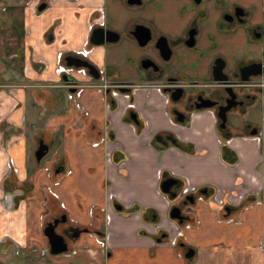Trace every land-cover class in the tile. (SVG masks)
I'll use <instances>...</instances> for the list:
<instances>
[{
  "label": "crops",
  "instance_id": "0c3cea01",
  "mask_svg": "<svg viewBox=\"0 0 264 264\" xmlns=\"http://www.w3.org/2000/svg\"><path fill=\"white\" fill-rule=\"evenodd\" d=\"M103 2L51 0L35 14L31 3L0 0V264H264L263 98L233 110L224 129L212 108L176 121L173 103L152 85L105 100L84 86L74 107L53 72L56 54L82 46ZM257 7L264 16V0ZM253 24L247 29L257 35L247 38L262 40L264 23ZM232 36L218 39L227 68L264 62L263 43L258 58L229 64ZM89 44L86 59L112 79L141 80L118 70L117 58L104 63L103 45ZM39 142L46 152L37 161ZM166 178L177 181L174 196L160 190ZM183 189L192 202H182ZM171 205L183 222L169 217ZM61 215L87 232L50 254L42 223ZM39 246L45 258L30 254ZM185 248L193 250L188 259Z\"/></svg>",
  "mask_w": 264,
  "mask_h": 264
},
{
  "label": "flooded vegetation",
  "instance_id": "af4514ba",
  "mask_svg": "<svg viewBox=\"0 0 264 264\" xmlns=\"http://www.w3.org/2000/svg\"><path fill=\"white\" fill-rule=\"evenodd\" d=\"M26 1L28 2L26 4H32L35 14H40L51 3V0ZM120 1L121 4L128 7L148 6L149 8L148 3L152 0H139V3L131 4H127L126 0ZM41 3H44V7L41 10H37V7ZM157 3L158 6L160 5V10L164 16V19L159 20L161 23L154 21L157 20L155 18L130 17L122 32L106 26L105 14L102 7L98 6L96 8V13L99 15L98 19L95 17L92 22L88 23L92 26L88 30L87 40L85 41L86 47L91 43L89 39L91 30L95 27H100L117 33L118 38L113 43L119 42L121 38L127 39L128 41H132L140 51H143L137 57L135 65L136 73L139 74L143 84L138 83L140 84L138 85L134 84V82H121L117 80H115V82H109L111 84L128 85L119 86L118 94L123 95L124 92L130 94L131 86L135 89L137 86H148V84L151 85L150 83H153L152 85L155 84L157 89L165 93L170 102L173 103L174 106L171 109V113L174 117V110L184 115V113H187L189 109L194 108V106L202 99L213 101L214 105L210 108L216 111L217 105L225 103L226 93L223 91L224 85L212 82L211 67L214 65V61H217V63L223 62L221 71L228 75V85L238 82V72L240 67L251 62H258L249 61L237 64L232 68H227V63L221 52L222 44H219L218 42L219 38L222 39L229 36V34L234 35L241 24H244L245 26L248 14L245 13L241 7L235 5L229 6L224 1L157 0ZM237 8L241 9L240 15V10ZM169 10H172V13L176 15L169 18L167 16ZM145 14H147V9ZM164 22H167V26L169 25V28H166L167 30L163 27ZM138 25L146 28L149 36L146 42L141 46L137 44L133 37V33L140 34V29H136V26ZM256 34L257 31L253 28L252 35L255 36ZM103 44H96V46ZM157 44L160 46L159 48H157ZM73 50L78 49H72L68 52L61 53L62 63L65 64L64 56L68 54L87 60V56L83 57L81 55H75L72 52ZM142 62H144L145 67L140 66ZM198 66H200V68ZM95 68L97 73L98 69H101L97 66H95ZM190 70L198 72V75L190 73ZM102 73L104 74L103 70ZM93 79H99V73L98 77ZM260 79V76L249 77L247 83L240 82V84L237 85L238 88L235 97L236 105L231 108L230 111L241 108L246 101L253 102L254 99L259 96V91L261 90L259 86ZM246 86L249 88H245ZM175 88H180L181 93L175 101H172L170 99L171 92ZM121 89L122 91H120ZM166 89L170 90L167 92L165 91ZM175 93H178V90H176ZM175 93L172 94L174 95ZM187 195L190 194H186L183 197L182 202L184 204L187 202L185 198ZM59 217L60 216L53 217L48 221ZM66 227H68V225H65V222H58L55 226V231L60 234ZM159 234L162 235L164 233L161 232ZM66 239L67 238L65 237V240Z\"/></svg>",
  "mask_w": 264,
  "mask_h": 264
},
{
  "label": "water",
  "instance_id": "95a60500",
  "mask_svg": "<svg viewBox=\"0 0 264 264\" xmlns=\"http://www.w3.org/2000/svg\"><path fill=\"white\" fill-rule=\"evenodd\" d=\"M127 4L131 3H139V0H126ZM44 7V3H41L37 10H41ZM239 15L241 13V9ZM136 29H140V34L133 33V37L136 40L137 44L140 46L143 45L146 40L148 39V30L144 28L141 25L136 26ZM257 35V34H256ZM255 35V36H256ZM118 35L116 32L109 30V29H103L100 27H95L91 30L90 35V42L92 44H103V43H113L117 40ZM160 46L157 44V48ZM65 65H72L74 67H82L87 70V73L92 76L93 78L98 77L97 70L93 64L88 62L85 59L79 58L77 56L73 55H65L64 56ZM222 63H217V61H214V65L211 67V77L212 82L216 84H221L223 86V91L226 93L225 103L222 105L216 106L215 114L217 118L219 119L218 126L220 128H225L227 115L231 114L230 111L231 108H233L236 105L235 97H236V91H237V85L240 84V82L247 83L249 80V77L254 76H261L264 74V62H251L246 65H243L240 67L238 72V82L232 83L230 85L227 84V77L228 75L223 73L221 71L222 69ZM141 67H145L144 62L141 63ZM60 79L62 81H68L69 78L65 74L60 75ZM170 89H166L165 91H169ZM178 90V93H175V91ZM122 91V89L120 90ZM172 93H175L174 95ZM181 93L180 88H175L171 92L170 99L172 101H175ZM259 96H261L264 100V89H261L259 91ZM214 105V102L208 99H202L198 104L194 106V108H210ZM175 114V120L178 122L183 121L184 115L173 111ZM130 117L133 121H135V114L130 113ZM254 131H251V134H253ZM46 152V146L39 142L36 150L34 151V157L35 160H39L41 156ZM176 188L177 187V181L173 178H166L162 180L160 183V190L164 193L170 194V196H174V193L170 191V188ZM186 200L188 202H192L193 198L191 195H187ZM116 206V205H115ZM119 208V207H117ZM168 215L171 219L176 220L177 222H181L183 220V216L180 214V209L178 206L173 205L170 207ZM64 216L61 215L59 218H55L51 221L45 222L44 226L42 227V234L46 239L47 245H48V252L50 254H58L61 252L67 251V245L65 241V237L69 240H74L81 232H87L86 228H78V226H68L65 229L61 231V233H57L55 231V226L58 222H64ZM159 239H157L158 241ZM193 254V250L191 248H185V251L183 253V256L188 259Z\"/></svg>",
  "mask_w": 264,
  "mask_h": 264
},
{
  "label": "rangeland",
  "instance_id": "374dc122",
  "mask_svg": "<svg viewBox=\"0 0 264 264\" xmlns=\"http://www.w3.org/2000/svg\"><path fill=\"white\" fill-rule=\"evenodd\" d=\"M223 1L226 2V4H228V2L236 3L234 4L235 6H239V5L244 6L248 8L249 10L247 19L245 21V26L244 24H241V26L236 30L237 32L232 36L233 39H231V41H229V43L226 44L227 48H229V55L227 56L228 63L231 64L232 61L239 59V58H243V59L258 58V56L260 55L259 49L261 46H263L264 38L262 40H257V39L250 40L247 38L248 34L250 33L252 34V29H253V28L251 30L247 29L248 25H254L253 23L255 22H259L260 24L264 23V16L259 11L260 9H258L257 7V0H223ZM22 2L23 4L28 3L26 0H22ZM148 5H149V8L148 6L128 7V6L121 4L120 0H104L103 6L105 10L106 25L111 28H114L115 30L119 32H122L126 26V22L128 21L130 17L141 18L145 15L146 9H147V15H146L147 17L155 18L157 20H154V21L161 23V21L159 20L164 19L163 18L164 16L161 15L162 12L160 14L159 12L154 11V8L158 6L157 0L150 1ZM5 10L6 8L4 7V5H0V13L5 12ZM96 17L97 19L99 17L97 13H96ZM163 27L165 29L169 28V25L167 26V22H164ZM103 46H104V49H103L102 54H103L104 63L107 62L111 64L113 62L111 59L117 58L118 61L120 60V64L118 65V68H117L118 70H122L128 74H133L135 78L137 77L135 74L136 72L135 65H136L137 57L139 56V54L143 52L142 50L140 51V49L136 47L133 43L123 38H121L120 41L117 43H105L103 44ZM223 47H225L224 44H223ZM198 67L200 68V66ZM102 70L104 71V68ZM102 76H103L102 79L99 78L97 80L90 81L89 84L97 86L101 84L103 80L105 82H111V81L115 82V80L112 79L109 76V74H107V71L106 72L104 71V74ZM80 78L81 77H79V79ZM138 83L143 84L141 80L139 82H135L134 84H138ZM89 84L87 86H90ZM150 84L152 85L153 83H150ZM152 86L156 87L155 84ZM245 88H249V87L246 86ZM134 90L135 89L133 88V86H131L130 87L131 93ZM63 94H64V90H63ZM231 112L233 116L237 117L238 112H233V111ZM46 221L47 220L45 219V222ZM45 222H43L42 225H44ZM29 250L32 256L36 255L39 257V259L44 257L42 255L47 254V248L45 246H39L36 250L34 249H29Z\"/></svg>",
  "mask_w": 264,
  "mask_h": 264
},
{
  "label": "built area",
  "instance_id": "2783aa9c",
  "mask_svg": "<svg viewBox=\"0 0 264 264\" xmlns=\"http://www.w3.org/2000/svg\"><path fill=\"white\" fill-rule=\"evenodd\" d=\"M91 24L87 25V29L89 30L91 28ZM91 51V48L86 47V42L84 41L82 46L80 47V49L78 50H73V54L75 55H81L83 57H86L88 55V53ZM53 72L54 74L59 77L61 74H65L69 80L68 81H60L61 86L64 88V96L65 98L72 102L74 107L77 108V104H76V99L77 96L81 90L82 87L87 86L89 84L90 81H94V79L87 74L86 70L82 67H74L71 65H65L64 63H62L61 61V52H58L56 54V62H55V66L53 68ZM98 73H99V78L102 79L103 78V73L101 69H98ZM79 77H84V80H80ZM90 86H93L96 91L103 97V100H105L106 95L108 94L110 97H115L118 95V87L119 86H128V85H120V84H111L109 82H105L103 80V82L99 85H92L89 84ZM259 86L261 89H264V77H261L260 81H259ZM125 97H128V93L124 92L123 94ZM106 136L102 135L100 136L98 139L99 141L101 140H105ZM96 143V142H95ZM10 162V160H9ZM14 169V168H12ZM15 170V169H14ZM185 189L181 190L180 192V196L184 197L185 194ZM181 236V232L177 231L175 236L168 238V242L172 245H174L176 243V240L178 237Z\"/></svg>",
  "mask_w": 264,
  "mask_h": 264
},
{
  "label": "trees",
  "instance_id": "16d2710c",
  "mask_svg": "<svg viewBox=\"0 0 264 264\" xmlns=\"http://www.w3.org/2000/svg\"><path fill=\"white\" fill-rule=\"evenodd\" d=\"M172 206V205H171ZM185 219V217L183 216V220ZM181 222H183V221H181Z\"/></svg>",
  "mask_w": 264,
  "mask_h": 264
}]
</instances>
